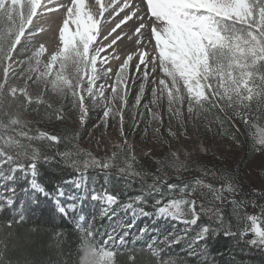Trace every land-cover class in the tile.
Returning a JSON list of instances; mask_svg holds the SVG:
<instances>
[{
    "label": "snow or ice",
    "instance_id": "1",
    "mask_svg": "<svg viewBox=\"0 0 264 264\" xmlns=\"http://www.w3.org/2000/svg\"><path fill=\"white\" fill-rule=\"evenodd\" d=\"M41 33L54 37L51 51L35 39ZM41 109L80 128L95 112L93 128L115 129L119 152L96 156L78 146V133L41 130L26 115ZM142 122L145 139L133 144ZM248 143L264 170V0H0V264H73L13 253V230L47 201L74 222V264H140L144 249L126 241L138 217L151 224L137 235L172 224L146 245L150 264H218L217 237L234 249L219 264H246L254 250L264 256V181L249 189L200 159ZM140 160L155 167L138 169ZM44 165L64 175L48 186ZM190 166L201 175L183 177ZM89 170L104 177L99 188ZM146 176L151 183L128 195ZM49 235L63 257L62 227Z\"/></svg>",
    "mask_w": 264,
    "mask_h": 264
},
{
    "label": "trees",
    "instance_id": "2",
    "mask_svg": "<svg viewBox=\"0 0 264 264\" xmlns=\"http://www.w3.org/2000/svg\"><path fill=\"white\" fill-rule=\"evenodd\" d=\"M27 118L30 120H33L37 122V125L40 127L41 130L48 131L50 133H58L62 136H67L71 138L73 134L78 133V146L88 151L84 147L83 138L81 139V133L78 130H75L74 128L68 127L66 122L56 120L54 118H49L48 115H45L43 112V109H41L40 114H37L36 112H29L26 114ZM141 125V124H140ZM243 131V129H241ZM141 133V129L137 130L135 134L138 136ZM138 140V139H137ZM247 143V142H246ZM71 147V145H69ZM61 150L64 149V145L62 144L60 146ZM242 150L243 154L239 157L238 165H237V173L234 174V177L238 182L243 183L244 186L251 189L254 188L246 179L243 174V168L245 163L250 160L253 156V152L251 151L250 143H248L247 146L238 147ZM205 163L209 168H212L213 164H216L217 167L213 170L217 172V175L219 176L221 173L232 175L225 171V167L221 166V161L217 158H213L211 161L209 160V157L206 156ZM138 169H147L152 170L155 165L154 164H146L145 162H140L136 165ZM171 172V170H169ZM64 173H62L59 168L52 167L49 165H44V167L41 170L40 177L45 181V183L48 186H51L52 183L56 182L59 177L63 176ZM90 177H93V180L90 182L95 181L96 187L99 188L100 185L104 182V177L101 176H95L92 172V170H89ZM201 173L193 169L191 166L189 168V171L183 173V177L191 179L192 177L200 176ZM113 181L116 179V177H112ZM171 180H175V175L171 176ZM144 183H151V176H146L143 178V181L140 180V178H137V180L133 183L131 189L128 190V195H134L139 190L140 184ZM209 182L219 185L221 183L220 180H210ZM100 184V185H99ZM111 188L112 185H109ZM115 187L117 189H123L124 183L121 180L119 183H116ZM251 198V197H250ZM258 203H264V200H258ZM27 203V202H26ZM35 207V206H33ZM247 211L249 213H257L259 210L258 208H254L252 206H249ZM27 216L30 217L23 226L19 227L18 229L13 230V253L19 252V255L21 257L23 256H30L32 259L36 260H44L47 261L50 257L53 260H64L67 262L69 258H71V261L75 262L76 260V248H77V242L75 235L72 230V224L68 220L64 219L62 220L60 215L55 211V206L51 201H47L46 203H43L40 205L39 211L29 212L27 213ZM4 215L3 213H0V222H3ZM39 226L40 231L39 232H29V229H31L33 226ZM53 226H61L63 229V232L66 234V242L64 244V250L65 254L63 257L57 256L53 252V244L54 241L52 240L51 236L49 235L52 232ZM133 248L137 249V252L141 249H144V255L141 258L140 264H150V258L146 254L147 250L143 246H133ZM215 249H219V251H215ZM177 253H181V250L179 247L175 249ZM210 251L212 252V256H214L219 264V261L221 260H230L231 259V253L234 251L232 241L228 239H222L220 237H217L216 240H213ZM11 254V253H10ZM262 261H264V256H261V254L258 251H253L249 255L245 256V262L246 264H262Z\"/></svg>",
    "mask_w": 264,
    "mask_h": 264
},
{
    "label": "rangeland",
    "instance_id": "3",
    "mask_svg": "<svg viewBox=\"0 0 264 264\" xmlns=\"http://www.w3.org/2000/svg\"><path fill=\"white\" fill-rule=\"evenodd\" d=\"M117 19H119V18L117 17ZM42 23H43V21L41 22V26H42ZM33 24L34 25L36 24V20L33 21ZM52 28H54V25H53V27L50 26L48 31ZM35 39L40 43H45V45L49 48V51H51L54 47V37L51 36L50 34L45 35V33H41ZM105 43H107V41H105ZM118 51H119V49H118ZM121 58H123V57H121ZM119 63H120V60H114V61H112V66H115ZM109 83H112V82L109 81ZM134 95H135V89H133L132 93H130L129 103L132 102L131 96H134ZM145 100H147V96L145 97ZM164 103L166 106V102H164ZM54 107H59V105H54ZM154 110H156V109L154 108ZM97 119H98V117H97L96 113L91 112L89 115V122L87 123V125L84 128L78 127V125L76 123H74L70 120L67 121L66 124L68 125V127L74 128L75 130H78V131L80 130L79 132H82L81 133V139L83 138V140H84L83 141L84 147L89 152H92L94 155L103 156V155H105V152H107L108 155H111L112 152H119V148L117 147V145L120 143V141L118 139H116L117 134H116L115 129H112L110 127L107 131H101L100 128H93V124H95L97 122ZM147 119H149V117L147 116V113H146L145 120H147ZM144 126H145L144 122H142L140 125V128H138L137 130L142 129ZM156 127H157V124L155 122H152L150 124L149 130H148V139H151V141L153 143H156V141H155L154 137L152 136V129H154ZM89 133H91V135H89ZM135 133L136 132H134L132 134V136L130 137L131 143L135 144L137 139L138 140H144L145 139L142 132L140 133L139 136ZM97 141L100 142L101 146H103L104 144H107L108 145L107 149H104L103 147H98ZM224 150L226 153H229V154L226 155L223 159H220L219 157H215V158L219 159L222 162L221 166L225 167L226 172H228L234 176V174L237 173L236 171H237V165H238L239 157L243 154V152L240 148L230 149V148L225 147ZM156 151H157V153H159L161 151V149L157 148ZM138 159H139V156H138ZM181 159H184L183 155H181ZM200 159L205 162V160L207 158H206V156L201 154ZM140 162H144V161L140 160ZM258 163H259L258 154L257 155L253 154L252 158L245 163L244 168H243V174L245 176V179L254 188L258 187V185L260 184L261 181H264V170H261L259 167H257ZM93 182H95V181H93ZM0 190H2V189H0ZM87 211L91 212L92 209L89 207V208H87ZM125 219H127V217H125ZM69 222L74 223L73 221H69ZM148 224H151V220L149 218H147V217H138L137 218L135 225L133 226L132 229H130V235H128L126 237V241L128 242V246L130 248H133V246H136V247L143 246L147 250L146 245L151 244L152 239H155L161 233H166L172 227V224L165 222V223L161 224L158 232H148V233L137 235L138 229L145 226V225H148Z\"/></svg>",
    "mask_w": 264,
    "mask_h": 264
},
{
    "label": "bare ground",
    "instance_id": "4",
    "mask_svg": "<svg viewBox=\"0 0 264 264\" xmlns=\"http://www.w3.org/2000/svg\"><path fill=\"white\" fill-rule=\"evenodd\" d=\"M53 25H54V22H53V20L52 19H45L44 21H43V23H42V27H44L45 28V30L48 32V29H49V27L50 26H52L53 27Z\"/></svg>",
    "mask_w": 264,
    "mask_h": 264
}]
</instances>
